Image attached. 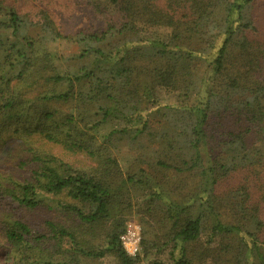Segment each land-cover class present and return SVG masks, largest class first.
<instances>
[{
	"label": "trees",
	"instance_id": "trees-1",
	"mask_svg": "<svg viewBox=\"0 0 264 264\" xmlns=\"http://www.w3.org/2000/svg\"><path fill=\"white\" fill-rule=\"evenodd\" d=\"M101 1L0 0L6 264H136L162 247L150 264H264V0ZM50 7L90 8L100 26L64 34ZM58 39L77 50L59 70ZM114 118L101 139L88 127ZM118 145L135 152L125 171ZM129 220L135 256L119 239Z\"/></svg>",
	"mask_w": 264,
	"mask_h": 264
},
{
	"label": "rangeland",
	"instance_id": "rangeland-1",
	"mask_svg": "<svg viewBox=\"0 0 264 264\" xmlns=\"http://www.w3.org/2000/svg\"><path fill=\"white\" fill-rule=\"evenodd\" d=\"M14 6L16 9L21 13H31L39 8H41L44 5L43 0H13ZM95 2L103 3L101 0H94ZM39 6V7H38ZM51 12L54 13L53 16L56 20L57 25L59 26V29L64 34L71 33L77 26H84L88 25L93 28H97L100 26V22L97 21L90 8L86 7H80L77 8L76 11L71 12L69 15H62L59 11L57 12L55 8L50 7ZM7 19V12L3 8H0V20L5 21ZM166 32L165 29H159L153 30V34L158 36L162 35ZM48 51L51 54V60L52 63L56 66V68L63 69V59L66 58L69 55H72L75 53L76 46L72 42L65 41L63 39H58L57 41H54L48 45ZM157 95L159 97H162L163 100H167V103L173 102L174 98L172 94L168 90L161 89L157 92ZM176 101V99H175ZM124 125V122L120 119H105L102 122L95 125V123L90 124L88 127L89 129L97 135L99 139H101L108 131L115 128H120ZM46 148L49 147V145L45 146ZM113 155L118 161V164L122 171H125L131 160L133 159L135 152L131 148L127 146L118 145L117 148L112 149ZM67 158L71 161H74L76 159H84L83 155L81 154H73L67 156ZM46 215L45 211H38L36 215ZM136 223L140 226L141 225L134 221L129 220L126 221V225ZM98 244V241L96 242ZM1 245V244H0ZM168 247H162V248H152L150 249L145 256H142L140 254L139 261H137L136 264H150L151 261H154L155 259H165L167 255ZM6 252L5 250H1L0 247V264H6ZM84 264H117V260L111 255L106 254L100 259L92 260V259H85Z\"/></svg>",
	"mask_w": 264,
	"mask_h": 264
},
{
	"label": "built area",
	"instance_id": "built-area-1",
	"mask_svg": "<svg viewBox=\"0 0 264 264\" xmlns=\"http://www.w3.org/2000/svg\"><path fill=\"white\" fill-rule=\"evenodd\" d=\"M140 226L136 223L125 226L119 239L128 256H135L140 251Z\"/></svg>",
	"mask_w": 264,
	"mask_h": 264
}]
</instances>
